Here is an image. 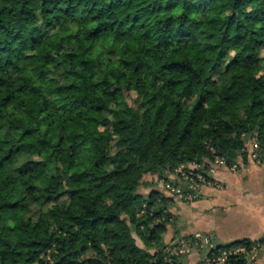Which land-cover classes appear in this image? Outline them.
Here are the masks:
<instances>
[{"label":"trees","instance_id":"16d2710c","mask_svg":"<svg viewBox=\"0 0 264 264\" xmlns=\"http://www.w3.org/2000/svg\"><path fill=\"white\" fill-rule=\"evenodd\" d=\"M251 142L264 0H0V264H185L165 244L175 199L138 188L246 165ZM257 245L205 253L244 246L227 261L246 264Z\"/></svg>","mask_w":264,"mask_h":264},{"label":"crops","instance_id":"0c3cea01","mask_svg":"<svg viewBox=\"0 0 264 264\" xmlns=\"http://www.w3.org/2000/svg\"><path fill=\"white\" fill-rule=\"evenodd\" d=\"M215 176L213 179L221 185L218 189L206 187L199 201L191 204L175 201L171 210L173 223L165 236L167 246L173 239L195 235L210 238L213 247L241 240L256 242L264 237V167L247 163L235 173L218 169ZM154 177L145 176L146 189H155L154 183L149 182ZM204 254L193 251L183 256L182 261L196 264ZM256 261L264 264V249Z\"/></svg>","mask_w":264,"mask_h":264},{"label":"built area","instance_id":"2783aa9c","mask_svg":"<svg viewBox=\"0 0 264 264\" xmlns=\"http://www.w3.org/2000/svg\"><path fill=\"white\" fill-rule=\"evenodd\" d=\"M247 163L253 166L264 167V150H260L259 146L255 142L249 143L245 147ZM243 166L241 161H238L230 166L227 165L226 160L215 158L214 162L209 165L205 175L203 174V166L200 165H189L187 167H180L174 173L173 182L176 184H166L162 180V192L171 196L175 201L183 203H194L201 198V188L205 184L212 183V176L216 174L218 169H223L229 173H235L240 167ZM194 241L188 243L185 240H177L172 244H169L167 252L170 256H185L189 255L190 252L200 250L206 252L208 249L213 248L210 242V238L195 235L193 236ZM202 242V243H201ZM260 246L257 245L252 248L246 257V264H254L256 261ZM246 248L244 246L235 248L230 251H224L219 256L210 258L204 254L203 258L196 264H232L228 262L229 256H238L246 254Z\"/></svg>","mask_w":264,"mask_h":264},{"label":"rangeland","instance_id":"374dc122","mask_svg":"<svg viewBox=\"0 0 264 264\" xmlns=\"http://www.w3.org/2000/svg\"><path fill=\"white\" fill-rule=\"evenodd\" d=\"M134 100H135V96H134V94H128L127 95V103L129 104V105H131V106H135V102H134ZM173 176V175H172ZM213 176H215V175H213ZM213 176H212V183H210L209 185L208 184H205L202 188H201V197H203V195H204V190H205V188L206 187H212V188H219V186L221 185L220 183H218L216 180H215V177H214V179H213ZM149 182H153L154 184H153V186L155 187V189L154 190H157V191H159V192H162V190L163 189H160V187H162V179H158V177L157 176H155L154 177V180H151V181H149ZM145 185H142V186H140L139 188H138V194H141V195H143V196H146L149 192H151L152 190H148V189H146L145 187H144ZM168 196V198H172L171 196H169V195H167ZM200 199H202V198H200ZM199 199V200H200ZM198 200V201H199ZM175 202V201H174ZM176 202H178V203H182V204H188V203H183V202H179V201H176ZM197 202V201H196ZM195 203V202H194ZM189 204H191V203H189ZM173 206V205H172ZM182 239V238H181ZM180 239V240H181ZM183 240V239H182ZM175 241H177V239H173L172 241H171V244L173 243V242H175ZM202 243V242H201ZM137 245L139 246V247H142V245L140 244V242L137 240ZM263 249H264V246H261V248H260V250H259V252L258 253H262V251H263ZM262 250V251H261ZM254 264H260L259 262H257V261H255L254 262Z\"/></svg>","mask_w":264,"mask_h":264}]
</instances>
